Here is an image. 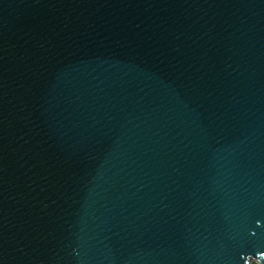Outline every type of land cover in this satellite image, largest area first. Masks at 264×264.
Instances as JSON below:
<instances>
[{"label":"water","instance_id":"obj_1","mask_svg":"<svg viewBox=\"0 0 264 264\" xmlns=\"http://www.w3.org/2000/svg\"><path fill=\"white\" fill-rule=\"evenodd\" d=\"M0 264H264V0H0Z\"/></svg>","mask_w":264,"mask_h":264}]
</instances>
